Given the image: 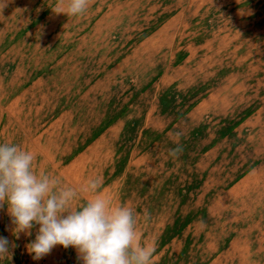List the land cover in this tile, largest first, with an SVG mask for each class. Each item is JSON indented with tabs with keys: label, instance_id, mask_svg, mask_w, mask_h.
Instances as JSON below:
<instances>
[{
	"label": "rangeland",
	"instance_id": "1",
	"mask_svg": "<svg viewBox=\"0 0 264 264\" xmlns=\"http://www.w3.org/2000/svg\"><path fill=\"white\" fill-rule=\"evenodd\" d=\"M65 9L0 0V143L65 186L101 178L135 209L139 243H156L151 264H264V0ZM37 227L15 234L0 208L14 245L0 264H82L59 245L34 260Z\"/></svg>",
	"mask_w": 264,
	"mask_h": 264
},
{
	"label": "clouds",
	"instance_id": "2",
	"mask_svg": "<svg viewBox=\"0 0 264 264\" xmlns=\"http://www.w3.org/2000/svg\"><path fill=\"white\" fill-rule=\"evenodd\" d=\"M66 9L59 13L83 15L90 0H61ZM179 138L182 133L176 132ZM183 146L169 149L178 158ZM33 152L12 143H0V208L7 206L14 233L37 227L36 235L27 245L34 260L50 254L57 245L76 250L82 264H151L156 243H139L137 213L132 207L102 195V179H89L79 190L65 186L60 177L45 171L37 172ZM91 195L82 200L80 194ZM80 203L74 206V202ZM144 219H150L145 210ZM204 225V221H199ZM10 241L0 237V260L11 259Z\"/></svg>",
	"mask_w": 264,
	"mask_h": 264
}]
</instances>
